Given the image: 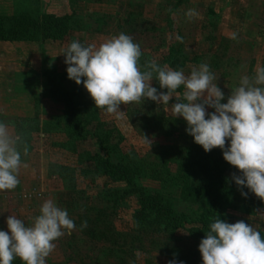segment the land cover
Masks as SVG:
<instances>
[{
  "label": "rangeland",
  "instance_id": "rangeland-1",
  "mask_svg": "<svg viewBox=\"0 0 264 264\" xmlns=\"http://www.w3.org/2000/svg\"><path fill=\"white\" fill-rule=\"evenodd\" d=\"M261 2L250 0L244 28L235 32L225 24V9L215 17L208 13L207 6H214L210 0H8L0 8L6 28H23L26 22L43 12L56 15L71 13L73 22L68 32L57 40H0V122L5 123L10 132L11 126L19 123L22 128L14 131V136L25 135L29 148L26 153L23 148L21 153L19 185L13 190L0 191V230H8L6 218L10 215L30 225L32 218L40 214V207L46 200H52L65 209L73 221L83 211L82 206L87 200L93 202L92 205L102 206L93 196L96 190L101 189L102 178L90 181L89 178L75 175V191L71 192L68 182L58 177L57 168L51 166L52 173H47L49 164L78 168L77 153L95 150L89 139L78 144L76 152L56 145L65 139L60 131L61 117L58 120L62 104L55 103L44 91L48 77L56 81L59 91L73 92L83 124L93 135L107 139L110 145H114V159L124 158L129 163L138 158L145 159L169 178L176 174L177 168L173 163L156 161L153 154L157 148L180 142L185 152L193 153L195 142L192 136L180 137L174 132L163 135L137 121L143 120V113L153 109H149V103L158 106L157 111L173 116L170 109L175 97L168 105L146 99L139 103L121 104L120 111L125 112L121 119L96 108L83 84L78 85L67 76L68 65L61 52L71 42L99 46L112 36L124 33L139 44L142 51L140 63L155 59L161 67L165 66L161 58L166 48L170 44L175 47L180 45L189 57L194 53L201 54L198 64L187 62L180 70L188 75L193 67L208 64L218 78V86L225 93L222 102H226L230 91L239 86L241 77L253 76L255 68L264 60V18L258 15ZM189 10H194L197 15L189 18ZM219 19L221 24L218 23ZM177 37H181L182 41ZM44 59L47 60L46 65ZM44 68L47 75L43 74ZM180 90L177 95L182 94L183 86ZM207 111L214 109L208 108ZM29 125L38 130L32 131ZM144 136L152 141L151 147ZM223 162L225 177L238 187L232 176L240 175L239 170L224 158ZM199 180V175L191 171L189 181L195 183ZM167 182L141 179L144 186L158 189L162 198L175 210L190 216L201 210V203L183 196L178 187ZM246 189L252 201L242 207L228 208L224 220L230 223L243 220L256 229L264 230V201ZM232 195L237 197L239 193ZM136 207L134 198L128 196L112 210H107L110 213L108 219L117 232L130 235L136 231L131 220V212ZM136 234L140 237V243L135 244L136 248L131 253L132 264H168L163 254L170 245L182 252H199V244L181 232L174 233L167 240L168 247L163 246V237L137 231ZM54 243L55 248L46 258V264H119L116 256L102 251L107 242L90 238L76 227L72 231L65 230L64 235Z\"/></svg>",
  "mask_w": 264,
  "mask_h": 264
},
{
  "label": "clouds",
  "instance_id": "clouds-1",
  "mask_svg": "<svg viewBox=\"0 0 264 264\" xmlns=\"http://www.w3.org/2000/svg\"><path fill=\"white\" fill-rule=\"evenodd\" d=\"M189 18L197 15L189 10ZM232 38H235L234 36ZM182 41L181 37H177ZM69 79L83 84L95 107L123 118L120 105L150 99L157 104H171V114L183 117L186 132L205 152L220 148L223 158L239 170L232 179L239 187H247L264 201V66H257L253 76L244 75L225 100L209 65L201 63L190 74L161 67L155 59L140 63L142 51L131 36L120 33L97 46L71 42L62 52ZM60 53V54H61ZM155 79L158 91L152 86ZM183 86L181 95L177 90ZM208 108L214 111H207ZM145 137V136H144ZM150 145L152 141L145 137ZM226 142L227 146H226ZM19 137L0 122V191L15 189L22 166ZM25 153L27 149H24ZM247 196L246 192H241ZM7 231L0 230V264H12L19 258L23 264H46L64 231L76 225L65 209L52 200L40 207V214L26 225L14 215L6 218ZM86 222L81 227H86ZM203 264H264V237L243 220L226 222L220 217L199 245ZM168 264H177L175 260ZM179 264H183L180 261Z\"/></svg>",
  "mask_w": 264,
  "mask_h": 264
},
{
  "label": "trees",
  "instance_id": "trees-1",
  "mask_svg": "<svg viewBox=\"0 0 264 264\" xmlns=\"http://www.w3.org/2000/svg\"><path fill=\"white\" fill-rule=\"evenodd\" d=\"M208 13L214 15L211 9H208ZM4 22L5 18L0 14L1 41L16 39L43 42L62 38L70 29L73 21L71 13L56 15L43 12L34 16L30 22H26V26L23 28L17 27L12 30L6 28ZM200 55L194 53L189 57L180 45L175 47L170 44L161 59L165 66L180 70L187 62L198 64L201 59ZM46 62L47 60L44 59V64ZM144 63L141 62V65L143 66ZM260 66H264V60ZM45 68L43 74L47 75ZM153 80L152 86L156 87L158 91H167L160 89L158 81ZM180 89L177 90V93H180ZM59 90L56 81L52 77H48V85L44 91L55 103L62 104L61 116L58 117V120L61 117L62 130L60 129V131L64 134L65 139L56 145L66 148L68 151L76 152L77 145L89 139L94 144L95 150L92 152L82 150L77 153L78 168L62 164H49L47 173L48 175L49 172L52 173L51 166L57 168L58 177L68 182V189L71 192L75 191V175L89 178L90 181H94L97 177L102 178L101 189L96 190L93 195L102 206L92 205L93 202L87 200L82 206L83 211L74 223L76 228L81 229L90 238L107 242V245L102 247V251L105 254L116 256L119 264H132L131 253L136 248L135 244L139 245L138 243H140V237L136 231L137 233H148L165 238L163 246L167 247V240L177 232L186 234L199 244L210 230V224L215 219L220 217L224 220L228 208L242 207L245 203L252 201L248 194L246 197L241 195L242 191L247 193L246 187H236L225 177L223 153L218 147L205 152L202 146L195 143L192 154L185 152L184 145L180 142L157 148L153 154L155 160L173 163L177 168L176 174L169 176V178L164 176L161 171H157L145 159L138 158L135 162L130 159L132 164L124 158L114 159L113 151H116L112 147L114 145H110L107 139L93 135L83 124L73 92ZM146 101L152 100L146 99ZM150 108L153 109L143 113V120L137 119L139 123L146 125V128L159 131L163 135H170L174 132L178 133L180 137L191 136L186 132L187 123L183 117L163 114L161 111H157L159 107H155L153 103H149ZM58 120L56 119V122ZM25 126L27 127V124ZM13 128L14 131H17L22 126L15 123ZM29 128L32 131L38 130L37 127L30 125ZM16 137H19L18 147L21 153L23 148L29 149L26 146L25 135H17ZM191 171H195L199 175V181L195 183L189 181ZM141 179H151L160 183L168 181L167 183L178 187L184 194L183 196H189L201 203V210L192 216L175 210L162 198L158 189L153 190L144 186ZM234 192H238L239 196H233ZM128 196H132L137 204V207L131 212V220L136 226L134 228L136 231L130 235L117 232L112 227L108 219L110 213L107 212L108 209L112 210L120 200ZM83 222H86V227H81ZM257 230L264 237V230ZM163 256L167 262L175 260L177 264L180 261H183V264L203 263L200 252H182L173 245L166 248ZM126 258L130 259L127 261ZM12 264H23V262L16 258Z\"/></svg>",
  "mask_w": 264,
  "mask_h": 264
},
{
  "label": "crops",
  "instance_id": "crops-1",
  "mask_svg": "<svg viewBox=\"0 0 264 264\" xmlns=\"http://www.w3.org/2000/svg\"><path fill=\"white\" fill-rule=\"evenodd\" d=\"M10 1V0H9ZM214 2V6H207V10L211 9L214 13V17L221 13L222 9L226 10L225 24L230 26L231 31L239 32V29H243L245 23V17L249 9L250 0H210ZM242 1L241 4L238 3ZM244 1V2H243ZM8 0H0V8H3L4 4H7ZM244 3V4H243ZM67 13V12H66ZM264 18V0L260 4V12L258 14ZM218 23L221 24L220 19ZM235 26V27H234ZM264 39V34L262 35ZM260 38V37H259ZM198 54V53H197ZM11 134L14 135V128L11 126Z\"/></svg>",
  "mask_w": 264,
  "mask_h": 264
}]
</instances>
